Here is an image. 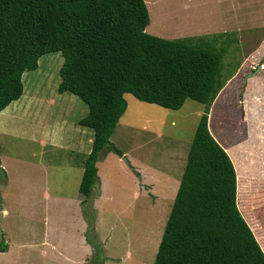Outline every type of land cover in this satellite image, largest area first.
Returning a JSON list of instances; mask_svg holds the SVG:
<instances>
[{"label": "rangeland", "instance_id": "obj_1", "mask_svg": "<svg viewBox=\"0 0 264 264\" xmlns=\"http://www.w3.org/2000/svg\"><path fill=\"white\" fill-rule=\"evenodd\" d=\"M145 2L150 34L178 39L196 36L190 33L198 30L230 33L222 38L232 44L226 62H241V70L218 99L226 101V108L236 105L240 120L255 116L248 123L260 124L256 118L264 116V0ZM64 60L61 52L43 55L37 70L24 73L22 97L0 112V227L11 247L0 251L2 264H87L93 257L92 248L87 251L81 241L84 235L88 243L87 232L79 230L75 200L81 196V165L92 148L94 131L79 124L88 106L77 95L58 90ZM126 99L127 109L110 138L125 154L110 152L98 161L100 180L84 219L87 226L88 220L94 222L89 235L103 247L104 264H154L205 105L188 99L172 110L131 94ZM245 105L251 108L248 112ZM236 137L223 138L239 159L246 158L241 171L248 163L253 167L246 187L237 176L238 202L249 224H257L264 222V181L258 178L264 171V142L259 149H248L245 145L255 138ZM52 195L71 201L52 200Z\"/></svg>", "mask_w": 264, "mask_h": 264}, {"label": "trees", "instance_id": "obj_2", "mask_svg": "<svg viewBox=\"0 0 264 264\" xmlns=\"http://www.w3.org/2000/svg\"><path fill=\"white\" fill-rule=\"evenodd\" d=\"M149 24L145 0H0V112L22 97L23 75L37 70L43 55L63 54L58 90L88 106L79 124L94 131L79 186L85 216L100 180L98 161L110 152L124 155L110 138L127 109L126 94L172 110L188 99L205 105L154 264H264V222L250 225L238 202L246 158L236 161L237 171L224 139L264 140V116L252 126L255 116L240 120L236 105L218 99L241 64L226 62L232 44L222 38L230 33L167 39L148 33ZM247 165L239 173L243 188L253 174ZM258 178L264 181V171ZM91 230L88 220L87 264H104Z\"/></svg>", "mask_w": 264, "mask_h": 264}, {"label": "crops", "instance_id": "obj_3", "mask_svg": "<svg viewBox=\"0 0 264 264\" xmlns=\"http://www.w3.org/2000/svg\"><path fill=\"white\" fill-rule=\"evenodd\" d=\"M152 33H154V34H156V32H153V31H151ZM193 32H195V33H190V34H194V35H202V34H212V33H205V31L204 30H198V31H193ZM184 37V36H183ZM241 70V69H240ZM240 70H238V72L236 73V75L240 72ZM235 75V76H236ZM249 108V107H248ZM247 107H246V109H248ZM251 109V108H250ZM240 132H242V130H239ZM251 137H254L255 138V141H253V140H250V143L248 144V145H245L246 147H248V149H259L260 147H263L262 145H263V142H264V140L263 139H260L259 137H258V135H255V136H251ZM236 138H238L239 139V136H237ZM243 138H245V137H243ZM237 140V139H236ZM91 142H93V137H92V139H91ZM225 145V144H224ZM226 149H227V151L230 153V155H231V158H232V160H233V162H234V164H235V166H236V169H237V171H238V167H237V164H236V161L238 160H240L239 159V156H238V154H237V152H234V150L235 149H231L230 147H228V146H226ZM91 151V147L89 148V150H88V153ZM87 153V154H88ZM86 154V155H87ZM125 154V153H124ZM108 155H106V157H107ZM118 159H120V158H118ZM240 162V161H239ZM81 167H82V171H83V173H84V166H83V164L81 165ZM238 173V172H237ZM240 173V172H239ZM239 173H238V176H239ZM82 177H83V175H82ZM143 177H145V176H143ZM81 180H82V178H81ZM144 180H146V178L144 179ZM80 186V185H79ZM46 187H44L43 189H45ZM44 193H47V191L46 190H44L43 191ZM103 192V191H102ZM49 196V194H45V195H43V198H44V200H47V197ZM81 197H83L82 195L78 198V199H76L75 200V204H76V206H77V210H76V213H78V215H79V217H80V219H81V223H82V227H79V230H80V232H84V234L86 233V230H87V222L85 221V219H84V215H83V210H82V200H83V198H81ZM50 199H52V200H63V201H71V200H69V199H67V198H65V197H61V196H51V198ZM98 202V201H97ZM244 211V210H243ZM244 213H245V211H244ZM81 241H82V243L84 244V247L86 248V250L87 251H90V248H92L91 246H90V244H88L86 241H85V238H84V235H81ZM9 246H10V244H8ZM8 246V250L11 248V247H9ZM65 259H67V260H72L71 258H69V257H65ZM87 262V261H86Z\"/></svg>", "mask_w": 264, "mask_h": 264}, {"label": "water", "instance_id": "obj_4", "mask_svg": "<svg viewBox=\"0 0 264 264\" xmlns=\"http://www.w3.org/2000/svg\"><path fill=\"white\" fill-rule=\"evenodd\" d=\"M2 217H3V212H0V224H1ZM3 241H4V231L0 227V249H1Z\"/></svg>", "mask_w": 264, "mask_h": 264}, {"label": "clouds", "instance_id": "obj_5", "mask_svg": "<svg viewBox=\"0 0 264 264\" xmlns=\"http://www.w3.org/2000/svg\"><path fill=\"white\" fill-rule=\"evenodd\" d=\"M242 66V65H241ZM241 69V68H240ZM240 69H238V70H240ZM238 72V71H237ZM88 228V227H87ZM87 231V230H86Z\"/></svg>", "mask_w": 264, "mask_h": 264}]
</instances>
